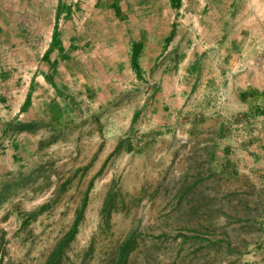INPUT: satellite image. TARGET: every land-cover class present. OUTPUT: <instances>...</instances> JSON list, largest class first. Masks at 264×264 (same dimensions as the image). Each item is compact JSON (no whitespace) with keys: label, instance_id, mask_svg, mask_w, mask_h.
Instances as JSON below:
<instances>
[{"label":"rangeland","instance_id":"obj_1","mask_svg":"<svg viewBox=\"0 0 264 264\" xmlns=\"http://www.w3.org/2000/svg\"><path fill=\"white\" fill-rule=\"evenodd\" d=\"M260 3L0 0V264H264Z\"/></svg>","mask_w":264,"mask_h":264},{"label":"trees","instance_id":"obj_2","mask_svg":"<svg viewBox=\"0 0 264 264\" xmlns=\"http://www.w3.org/2000/svg\"><path fill=\"white\" fill-rule=\"evenodd\" d=\"M173 1H178V0H173ZM58 42V33H57V29L55 28L53 33H52V40H51V48L52 45H54L55 43ZM139 45L134 44L132 46L133 50H132V54H131V66L132 68L136 71L139 72V65L137 62V57H138V50H139ZM49 48L44 56L46 54L49 53L50 49ZM19 130H24L27 129L28 125L27 124H21L19 126H17ZM87 204V195H85V197L82 200L81 206L79 208V210L76 212V216L75 219L72 223V226L70 228V230L61 238V240H59V242L56 244V246L54 247L53 251L51 252V254L49 255V257L47 258V260L45 261L44 264H59L63 255V251L64 248L74 239L75 234L77 232V225L79 223V221L82 219L83 216V212L84 209L86 207ZM109 201H107L102 209V213L104 216H108V210H109ZM44 209V206L41 207V210ZM130 243H126L124 245V247L122 248L120 254H119V259H124L127 256L128 251L130 250Z\"/></svg>","mask_w":264,"mask_h":264},{"label":"crops","instance_id":"obj_3","mask_svg":"<svg viewBox=\"0 0 264 264\" xmlns=\"http://www.w3.org/2000/svg\"><path fill=\"white\" fill-rule=\"evenodd\" d=\"M247 1H249V2H251V3H254V2H256L257 0H247ZM259 2L261 1V3H260V5L258 6L259 8L261 7V10H262V14L261 15H263V18H262V22H264V0H258ZM131 54V53H130ZM131 56V55H130ZM199 58H200V54L198 53V55H197V58L196 57H194V58H192L191 59V61L188 63V66L186 67V69L189 67V66H191V67H189V70L190 71H193L194 69H195V66L197 65V61H199ZM131 62V61H130ZM180 71V70H179ZM191 76H192V74H191ZM191 84V82H186V81H184V82H182V81H180L179 82V101H184L185 99H186V97L189 95V91L187 90V87L188 86H191L190 85ZM202 86H206L205 84H203ZM226 98V101H228L229 100V96H226L225 97ZM235 100H237V98H235ZM225 101V102H226ZM23 103V102H22ZM21 103V104H22ZM242 103L240 102L239 103V105H241ZM19 109H20V106H19V108H18V110L17 111H19Z\"/></svg>","mask_w":264,"mask_h":264}]
</instances>
